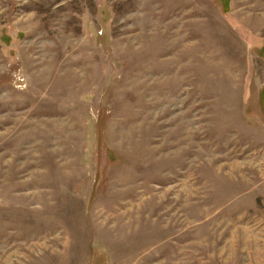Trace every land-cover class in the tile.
Segmentation results:
<instances>
[{
    "label": "rangeland",
    "instance_id": "obj_1",
    "mask_svg": "<svg viewBox=\"0 0 264 264\" xmlns=\"http://www.w3.org/2000/svg\"><path fill=\"white\" fill-rule=\"evenodd\" d=\"M0 264H264V0H0Z\"/></svg>",
    "mask_w": 264,
    "mask_h": 264
}]
</instances>
